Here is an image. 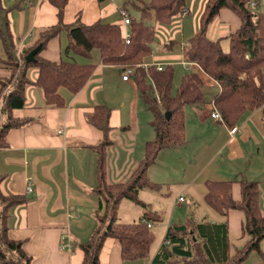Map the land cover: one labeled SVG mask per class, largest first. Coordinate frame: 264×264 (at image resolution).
Returning <instances> with one entry per match:
<instances>
[{"label": "crops", "instance_id": "crops-1", "mask_svg": "<svg viewBox=\"0 0 264 264\" xmlns=\"http://www.w3.org/2000/svg\"><path fill=\"white\" fill-rule=\"evenodd\" d=\"M254 1L257 9L264 11V0ZM204 2L205 0H190L188 11L173 19L170 30L164 31L162 40L168 37V40L161 42L164 46L168 47L166 43L169 40H175L174 34L177 32L183 41L185 35L188 39L195 32ZM21 3L28 5L24 12L29 13L32 32L36 29L33 37L31 34L24 37L23 46L28 47L36 41L40 29L57 21V9L47 0H21L17 4ZM120 6L123 3L119 5L118 0H68L63 20L70 23L79 16L86 24L97 20L121 24L117 12ZM238 24V18L231 11L221 10L211 22L208 35L212 39L223 37ZM121 26L123 31L129 30L128 26ZM61 32L47 41L38 57L52 62L71 57L72 54L64 50L66 32L65 42H62ZM183 44L184 42H180L181 46ZM221 44L224 49L227 48L225 40ZM181 46H177L180 51ZM92 50L91 58L88 59L95 64L92 74L76 93L65 88L59 89L64 99L62 107L45 104L42 89L34 83L38 75L37 67L27 69L26 76L30 83L24 89V104L22 108L13 111L21 123L7 132L6 146L0 149V173L4 175L0 191L2 194H22L26 197L25 202L12 208L9 235L25 241L23 248L33 255L32 264H80L83 251L79 245L90 238L98 224L95 212L102 208H99L100 197L94 190L97 185V152L93 147L101 140L102 132L87 119L95 106L102 104L110 110L108 136L111 142L106 148L105 158L107 182L126 181L143 157V143L154 138L153 128L150 129L145 123V107L140 101L133 75L128 80H122L120 68L102 64L98 50L96 49L95 56ZM84 59L87 58L74 56L77 62H83ZM151 59L155 58L147 61ZM165 59L166 57L162 58V61L168 62ZM182 62L187 71L195 72L200 77L203 92L207 93L205 102L201 106L190 104L184 107L185 141L181 145L161 149L155 161L162 158L168 167L161 171L154 161L148 166L146 175L150 182L159 186L178 184L176 202L173 205H181L189 197L190 207L174 209V213H170V220L168 218L166 222L161 214L154 211L160 215L161 220L149 221L148 227H156L161 236L154 247L151 245L150 255L122 259L118 243L114 238L106 237L99 252L98 264H125V261L128 264H161L153 258L161 245L167 225L182 222L188 217L196 221H227L230 252L233 254L234 246H241L247 239L242 231L244 214L232 209L227 216H222L211 209L204 201V181L207 179L232 180V198V188L238 192L233 198L235 200L240 198V179L260 180L259 205L264 214V200L261 198L262 190L264 191V103L245 113L231 133V129L222 121L210 116L211 101L219 91V85L195 63ZM0 69L8 73L6 60L0 64ZM1 73L0 75L7 76V73ZM59 130L62 131L58 132ZM132 165L136 166L129 176L124 180H117ZM211 165L213 166L209 168ZM207 168L210 171L205 174ZM27 185L32 188L29 192L26 191ZM145 188L147 187L138 192L143 205L131 201L143 209L149 207L148 200L142 197ZM179 196L183 198L182 201L178 200ZM198 206L205 209H201L202 213L205 212L202 218L196 212ZM144 213L136 212L132 222L140 219L143 221ZM173 215L177 219L172 221ZM66 238L67 247L63 246ZM262 242L261 240L260 244ZM260 247L263 252V258H260L264 260V243ZM258 260L255 264H260ZM135 261L139 263H134Z\"/></svg>", "mask_w": 264, "mask_h": 264}, {"label": "trees", "instance_id": "trees-1", "mask_svg": "<svg viewBox=\"0 0 264 264\" xmlns=\"http://www.w3.org/2000/svg\"><path fill=\"white\" fill-rule=\"evenodd\" d=\"M47 1L57 9V21L40 29L36 41L28 47H21L18 56L13 53L16 47L11 40L6 11L1 13L4 9H0V35L7 54L8 70L6 77H0V149L6 146L7 132L21 123L19 119L13 118L12 113L23 107L24 89L30 83L26 76L29 67H37L38 75L34 83L42 89L45 104L54 107L64 105L60 88L76 93L95 68L91 61H75V55L89 59L91 50L97 49L102 64L117 66L120 70L133 67V80L140 101L152 114L150 124L154 138L145 142L143 157L130 177L124 182L109 183L105 178V158L106 148L111 142L108 136L110 110L100 104L88 114L89 123L102 132L101 140L93 148L97 152V185L94 190L100 197L99 208L103 209L96 210L98 224L90 238L79 245L83 251L80 264H98L99 252L106 237H112L118 243L122 259L148 256L154 232L148 227L147 221L158 222L161 220L160 215L146 211L143 214L144 221L118 222L115 214L121 199L143 205L137 197L139 190L143 187L152 190L163 187L148 180L147 168L161 149L181 145L185 141L184 107L190 104L201 106L205 102L201 79L195 72L185 71L176 92L172 94L171 65L165 64L160 70L153 64L146 68L142 66L152 52L150 44L154 40L155 24L169 25L173 19L188 11L190 0H124L123 6L127 10L133 8L138 14V18H134L129 13L128 43L125 42L121 24L101 20L86 24L79 16L66 23L63 15L67 0ZM250 2L205 0L197 29L188 37L187 43L183 46L176 40L166 43L168 47L181 46L184 61L198 65L219 85V91L211 101L212 107L218 110L222 123L228 128L238 124L245 113L264 103V11L257 9L256 1L255 8H251ZM221 10L231 11L239 24L227 35L212 39L208 29ZM61 31L66 32L64 50L71 53V57L61 58L59 62L38 57L47 41L58 36ZM223 40L227 43L226 49L222 47ZM38 43L41 48L34 54L35 60H26L27 53ZM8 83L11 86L5 89ZM165 112L170 113L168 118ZM3 177L0 173V182ZM232 182L228 179L205 180L204 201L222 216H227L232 209L243 212L242 231L247 239L241 246H234L233 254L230 252L227 221H196L188 217L182 222L167 225L153 260L161 264H240L251 251L258 252L263 258L260 242L264 239V214L259 206L260 180L240 179L238 200L231 196ZM112 188L117 190L113 191ZM25 201L26 197L22 194H2L0 191V264H10L7 258L14 253L22 264L32 261V257L24 251L21 239L9 235L12 208ZM106 210H110V214H105ZM102 213L108 215L104 223ZM114 225L119 226V229H114ZM195 255H201L203 259Z\"/></svg>", "mask_w": 264, "mask_h": 264}, {"label": "rangeland", "instance_id": "rangeland-1", "mask_svg": "<svg viewBox=\"0 0 264 264\" xmlns=\"http://www.w3.org/2000/svg\"><path fill=\"white\" fill-rule=\"evenodd\" d=\"M20 1L21 0H0V9H2V8L4 9V11H2L1 13L6 11L5 14H6V18L8 20V25H9L10 32H11V40H12V43L16 47V52H13L15 56L19 55V50L23 46L24 37L29 35V34H31V36L33 37L34 33L36 32V29H33V32H32V28L30 27V21L28 20L29 13L24 12L25 10L28 9V5L23 4V3L17 4ZM123 1L124 0H122V1L118 0V4L119 5L122 4ZM67 2H68V0H67ZM51 5H53V4H51ZM119 8H125L126 9V7H124V6H120ZM119 8L117 9L118 14L120 13ZM29 12H30V10H29ZM127 12H128V15L130 13L131 17L138 18V14L133 8H128ZM185 13L186 12H183L181 15H183ZM113 19H115L114 16H113ZM120 20H121V18H120ZM170 24L169 25L155 24V36H154L153 42L150 44L152 52H151L150 56L147 57V59L145 61L146 62H153V61L164 62V61H162V58L166 57L165 60H167L168 62H164V64H160V65L164 66L165 64H169L173 67V78H172V85H171V93L174 94L176 92V89H177L179 83H180V79H181L182 74L187 70L185 68L186 65H183L182 61H184V59H183V55L181 54L180 49L177 46L167 47L161 43L164 40H168V37H166L164 40H162V38H163L162 35H163L164 31L170 30ZM174 36H175L174 37L175 40L177 39V41H179V42H184V44L187 43V35H185V41H183L179 37L180 36L179 32L174 34ZM61 38H62V42H65V31L61 32ZM32 42L33 41H31V43ZM95 52H97V50L93 49L92 53L94 56H95V54H94ZM150 58H155V59H151V61H147ZM6 59H7V54H6V51L4 49L2 38L0 35V64L2 62H4ZM84 61H88V59H84L83 62ZM179 61L182 62V64ZM146 62L142 64V66H144L145 68L148 67V65H151V63H146ZM152 64L157 65V63H152ZM123 69H125V68H123ZM1 72H3V74L7 73V72L2 71L0 69V74H2ZM6 75H8V73ZM0 77H5V75L4 76L0 75ZM121 79H122V76H121ZM122 80H124V79H122ZM2 83L4 85V81H2L1 84ZM10 86H11V83H8L5 87V89L7 87H10ZM204 95L206 96L207 93L205 92ZM144 109H145L144 113H146L145 123H146L147 127H149L151 129L152 126L150 124V121L152 119V114L148 109H146V108H144ZM12 116L14 119L17 117L16 113H12ZM144 145H145V142L143 143L142 146H144ZM155 163H156V166L161 169V171H163L166 167H168V164L162 158H159L158 160H156ZM173 165H174V163H173ZM135 166L132 165L131 169L129 171H127L123 177H120V179H117V180L126 179ZM212 166L213 165H211L209 168H211ZM209 168H207L205 170V174L209 173V171H210ZM178 188H179L178 184H168V186L163 185V187H161L159 189V191L158 190H152L149 188H145L143 190L144 193H143L142 197L145 198V200H148L149 207H147V208L144 207V209L141 206L133 204L128 199L120 200L121 203L119 201L117 208H116V214H115L117 217L116 221H118V222H132L135 218L134 216H135L136 212H141V211L146 212V211H148L147 209L156 211L157 213L161 214L164 217L163 221L165 220V222L168 220V218L170 220V213L171 214L174 213V209H176L178 207L183 208V209L190 207L189 205H190L191 201L189 200L190 199L189 197H187L186 202L181 203V205H177V204L173 205V202H176L175 197L177 195V189ZM111 190L115 191L117 189L112 188ZM232 192H233V198H235V196H237V194H238L237 189L232 188ZM261 195H262L261 196L262 200H264V191L263 190H262ZM137 197L139 199V194L137 195ZM159 197H162L163 199L160 200ZM259 204H260V200H259ZM119 206H120V208H119ZM102 209H103V207H102ZM118 209H119V212H118ZM201 209H203V211H205L204 207H201V206L196 207V212H197V214H199L198 215L199 218H202V216H203L202 214L205 213V212L202 213ZM106 213L110 214V210H108V211L106 210L105 214ZM105 214L102 213V215H104L103 216V223H104V220L106 221V219L108 218V215L106 216ZM176 219H177V217L175 215H173L172 221L176 220ZM104 226L105 225H103V227ZM113 228L119 229V226L114 225ZM152 230L154 232V240H153L152 246L154 247V245L158 242V240L161 236V232H159L156 227H153ZM21 241H22V246H23L25 241L24 240H21ZM262 241H263L262 242V244H263L264 239ZM262 244H260V246ZM67 245H68V240L66 238V243L63 246L67 247ZM24 251H26V250L24 249ZM27 254L30 255L31 257L33 256L32 254H29V253H27ZM195 257H197L201 260L203 259V257L201 255H195ZM257 257H259V260ZM7 260H8V263H10V264H22V262L17 258V254H15V253L9 255ZM31 260H32V258H31ZM256 260H258V262L260 264H264V260H262L260 258V254L256 251H253L241 263L242 264H255ZM30 262H31L30 264H32V261H30ZM124 263L128 264V261H125ZM134 263H139V262L135 261Z\"/></svg>", "mask_w": 264, "mask_h": 264}, {"label": "built area", "instance_id": "built-area-1", "mask_svg": "<svg viewBox=\"0 0 264 264\" xmlns=\"http://www.w3.org/2000/svg\"><path fill=\"white\" fill-rule=\"evenodd\" d=\"M255 6H256L255 1H251L250 2V7L251 8H255ZM119 12H120L119 14H120V18H121V24L124 27L128 26L130 17L128 15L127 10L125 8H119ZM124 36H125V42L128 43L129 42V37H130L129 30H125L124 31ZM155 68L157 70H160L162 68V66L160 64H157V65H155ZM133 71H134V68L133 67H127L125 69H122V73H121L122 79L128 80L131 77V75L133 74ZM210 116L212 118H214V119L221 120L220 114H219L218 110L215 107H212L211 108ZM230 129H231V133H233L235 131V126L231 127ZM58 132H61V130H59ZM31 190H32L31 186L30 185L29 186L27 185L26 191L29 192ZM178 200L179 201H182L183 198L181 196H179L178 197ZM147 225L150 226V223L147 222Z\"/></svg>", "mask_w": 264, "mask_h": 264}, {"label": "water", "instance_id": "water-1", "mask_svg": "<svg viewBox=\"0 0 264 264\" xmlns=\"http://www.w3.org/2000/svg\"><path fill=\"white\" fill-rule=\"evenodd\" d=\"M40 48H41V44L40 43H38L32 50H30L28 53H27V55H26V60H28V61H34L35 60V58H34V54L36 53V52H38L39 50H40ZM169 112H165V117L166 118H168L169 117Z\"/></svg>", "mask_w": 264, "mask_h": 264}]
</instances>
